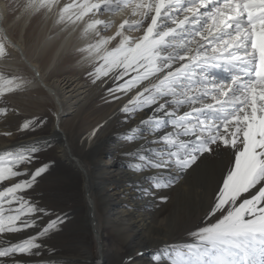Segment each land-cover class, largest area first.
<instances>
[{"label": "snow or ice", "instance_id": "1", "mask_svg": "<svg viewBox=\"0 0 264 264\" xmlns=\"http://www.w3.org/2000/svg\"><path fill=\"white\" fill-rule=\"evenodd\" d=\"M72 33L80 43L67 54L79 57L86 81L117 105L121 126L137 121L117 135L137 145L124 155L149 185L135 182L138 194L211 186L190 241L164 245L155 264H264V0H3L0 135L14 134L8 118L19 115L9 97L58 96L39 52L53 34ZM47 122L23 119L15 131ZM51 147L35 136L0 149V264H79L46 243L66 219L37 192Z\"/></svg>", "mask_w": 264, "mask_h": 264}, {"label": "bare ground", "instance_id": "2", "mask_svg": "<svg viewBox=\"0 0 264 264\" xmlns=\"http://www.w3.org/2000/svg\"><path fill=\"white\" fill-rule=\"evenodd\" d=\"M2 1L3 0L0 1V4L3 3ZM16 31H19V28H17ZM28 31L30 37L32 39H36L39 29L33 27L29 28ZM45 34H47L46 28L43 33H40L39 39L42 40ZM53 35L54 39L39 52L40 64L43 68L51 67V74H55L57 72L71 74L64 76V73V77L59 78L61 76L60 75L58 78L52 80L57 85L58 96L51 97L49 99H51L56 105L59 119H56L52 133L46 136L43 135V137H48L52 140V144H57L58 149L56 150L58 151L57 153L59 158L57 162L54 160V164L56 165L57 163L58 170L60 169L62 172L71 174L72 176H78L81 180L80 183H82V191L87 204L89 219L87 227L90 235L93 236L95 241H98L100 246L101 264H106L107 258L110 255L108 254L109 256L107 257V249L103 244L105 235L103 234L104 229L100 221L101 215L99 210L103 213V216L106 219L110 220L108 222L114 225L113 228L116 230L115 232L117 237L122 241L121 245L123 249L126 251H144L146 253L142 258L136 259L135 264H155L152 259L153 255L156 254L164 245L168 244L170 241L174 244L182 243L180 240H177L179 238L176 239L175 237L177 226L181 227L184 222L183 215L179 216V213H182L180 210L188 207H193L195 209L196 205H198L197 202L201 203V201H197L194 198H188L190 194H194L192 191L195 190L193 187L195 184L194 182L181 183L171 189L164 190L163 192L153 190V195L150 196L138 194L137 190L132 185L137 181H142L143 185L148 187L149 185L147 181L143 180L142 174L129 169V157L123 155L125 160L123 164L120 160H118L120 159L118 158L120 156L118 153L121 152V150L125 149L126 152L132 151L137 146L136 143L125 142L119 138L120 144L119 146H117L118 144L116 145L118 148L115 147L109 150L108 153H93L95 150L100 149L99 145H101V139H103L102 137H104V139L107 137L108 139H112L114 135L109 134V136H107L108 134H106L105 125L102 130L98 131L97 139L94 143L91 142L89 144L82 145V150L87 154V158L94 160L95 164L93 165L95 173L98 174L103 172V175L105 174L107 176L105 179L106 183L103 184L100 182L99 184L101 186V188L98 189V197H100V199L92 196L91 193L94 184L91 176V170L85 159L75 153L65 126L72 128L80 126L78 125V123H81L79 117L86 112L90 102L94 101L97 96L100 97V90L92 87L84 78L86 68L76 63L79 57L67 54L73 45L80 43V41L76 39V33H72L71 35L61 34L59 37H56L55 34ZM0 67H2V65H0ZM92 106L93 105L91 104V108ZM116 108L117 105L114 104L108 112V126H111V123L114 120H117L119 123L120 115L116 113ZM85 122L87 121L85 120ZM135 123H137V121H132L129 125L125 126H121L119 123L118 126L112 127L117 135L118 132L125 131L127 127L134 126ZM97 124L95 123L92 126L89 124V128L94 129ZM108 132L109 131H107V133ZM77 136L80 139L82 137L81 135ZM25 141L27 140L19 142ZM17 142L5 145L1 144L0 149ZM200 194L201 193H198V196ZM161 195H166L167 197L172 196L173 201L171 203L160 202L161 205L156 207V204L159 201L158 199ZM196 212L197 211L195 210L188 211L185 222L192 219ZM176 216L179 218L178 222L174 220L176 219ZM129 229H131L134 233L132 238L127 237V231ZM81 254H79L80 257H82ZM113 255L117 257V260L122 257L120 253L116 252V250L113 251ZM76 256V254H70V258H76ZM56 257L68 258L69 253H59ZM84 258L92 260L90 250L86 249V257ZM112 259L114 260V257Z\"/></svg>", "mask_w": 264, "mask_h": 264}, {"label": "rangeland", "instance_id": "3", "mask_svg": "<svg viewBox=\"0 0 264 264\" xmlns=\"http://www.w3.org/2000/svg\"><path fill=\"white\" fill-rule=\"evenodd\" d=\"M57 73H58V75H57ZM57 73L51 74V72H49V73H47V75L50 76L51 80L58 78L60 75L61 76L59 78L71 75V74H67L65 72H64L65 75L63 72H57ZM61 73H63V74H61ZM55 75H57V76H55ZM9 98L12 101V106L19 108V115H10L9 116L8 119L10 122V130H12L14 134L12 136L0 135V145L1 144L5 145V144H9V143H14V142H17V140H18V142L23 141V140H28V139H31L35 136L43 137V135L46 136V135L52 133V131L54 129V124H55L56 119H57L56 117H54L52 115V111L57 112V108L51 99L46 100V101L41 102V103H35V102H26L21 97H9ZM91 104L94 106V108H93V106L91 108ZM113 105L114 104L103 103L101 101L100 97L97 96L94 101L89 103V106L86 109V112L79 117V120L81 123H78V125H80V126H78L76 128L65 126L67 129V133H68L70 142L72 144V147H73L75 153L78 156H80L81 158H84L85 161L89 165V168L91 170V176L93 179V184H94V187H93L91 194H92V196L96 197L97 199H100V197H98L99 196L98 189L101 188V186L99 184H100V182H102L103 184L106 183L105 179L107 178V176L105 174L103 175V172L98 173V174L95 173L94 165H93V164H95L94 160L87 158V154L85 152H83V150H82V145L89 144L91 142L94 143L96 141L98 132L95 135V137H93V138H91V140H89V134L92 132V129H93V128H89V127H90V125L92 126L95 123L100 124V123L104 122L105 120H107L108 119V112L111 110ZM96 111H98V112H96ZM100 115H103V116H100ZM34 116H39V117L47 119L48 122L42 130H40L36 133H19V132L15 131L16 127L19 125L21 120L31 119ZM94 117L97 120H95ZM82 120H83V122H82ZM85 120L87 122H85ZM90 122H92V123H90ZM116 122H117V120H114L111 123L112 124L111 126L106 125L105 131H106V134H108L107 136H109V134L110 135L114 134V135H113L112 139L109 138L110 140L108 139V137L106 139H104V137H102L103 138V139H101V145L102 146L99 145L100 149L95 150L93 152L94 154H95V152L96 153L101 152L100 154L108 153L109 150H111L115 147L118 148L117 146H119V144H120L119 143L120 142L119 136H117L113 130V127L119 125V123L118 122L116 123ZM2 130L3 129L0 128V131H2ZM107 131H109V132L107 133ZM77 135H79V136L81 135L82 136L81 139ZM101 147H102V150H101ZM56 149H58L57 144H52V147L41 155V160L44 162L55 160L57 162L59 157H58V153H57L58 151ZM124 153H126V150L125 149L121 150V152L118 153V154H120V156L118 157L120 159L117 158L118 160L121 161L122 164L125 161L123 158ZM82 155H84V156H82ZM59 170L57 167V163H56V165L53 164V166L50 169V172L48 174H46L43 177V179H41L40 184H39V188L37 190L38 193H43L44 205H46L49 208L54 209L58 213L66 214V219H65L64 223L60 225L61 230L56 232L55 234H53L51 236V239L47 240L46 243L48 245H50L51 247H54L57 250L56 255L59 253H66V254L69 253L68 259H72V260L76 259L75 261H78L79 264H101L102 262L100 261L101 255H100V249H99L98 241H95L93 236L90 235V232H89L88 227H87L89 219H88V213H87V204L85 202V198L83 196L84 194L82 191V183H80L81 180L78 176H72L71 174H67V173H64L61 170L60 171ZM59 173H60V175H59ZM194 184H195V186H193V187L195 188V190L192 191L194 194H190L188 196V198L189 199L194 198L197 201H201V203L197 202L198 205H196L195 209L193 207H188L186 209L180 210V212H182V213H179V216L183 215L184 222L182 223L181 227L177 226V231H176V235H175L176 239L179 238L177 240L178 241L180 240V242H189L190 241L191 238L188 236V233L190 231L195 230V228L200 224L201 218H202L204 211H205V208L207 207L208 200L212 195L211 186H201L195 182H194ZM198 193H201V194L198 196ZM186 197H187V195H186ZM158 200L159 201L156 204V207H158V205H161L162 202L171 203L173 201L172 196L167 197V200H161L160 198ZM99 203H100V200H99ZM190 210H195L197 212L193 215L192 219L185 222L188 211H190ZM99 212L101 215L100 221H101L102 227L104 229L103 234L105 235L104 239H103V244L105 245V248L107 249V257L110 255L108 258L106 257L107 258L106 264H126L128 257H133L136 260L138 258H142L143 255L146 254L144 251H140V252L137 250L136 251H134V250L126 251L125 249H123L122 245H121L122 241H121V239H119L117 237L116 232H115L116 230H115V228H113L114 225L108 222L110 220L106 219L100 210H99ZM175 218L176 219H174V220L176 222H178L179 218L177 216ZM105 229L106 230L108 229V230L106 231ZM127 232H128L127 237L132 238L134 236V233L131 229H129ZM168 244L170 245V244H174V243H172L170 241ZM86 249L90 250V252L92 254V260H87L86 258H84V257H86ZM114 250H116V252L121 254L122 257L119 260H117V257L113 255ZM154 250H156V249H154ZM138 253H143V254L138 255ZM70 254H76L77 256H76V258L74 257L75 259L70 258ZM79 254H81L82 257H80ZM47 255L48 254L45 253V256H47ZM78 256H79V258H78ZM113 257H114V260L112 259Z\"/></svg>", "mask_w": 264, "mask_h": 264}, {"label": "water", "instance_id": "4", "mask_svg": "<svg viewBox=\"0 0 264 264\" xmlns=\"http://www.w3.org/2000/svg\"><path fill=\"white\" fill-rule=\"evenodd\" d=\"M99 249H100V246H99ZM100 260H101V256H100Z\"/></svg>", "mask_w": 264, "mask_h": 264}]
</instances>
